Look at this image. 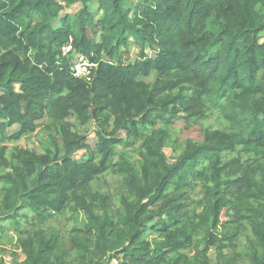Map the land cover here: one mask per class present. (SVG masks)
Segmentation results:
<instances>
[{
	"label": "trees",
	"instance_id": "obj_1",
	"mask_svg": "<svg viewBox=\"0 0 264 264\" xmlns=\"http://www.w3.org/2000/svg\"><path fill=\"white\" fill-rule=\"evenodd\" d=\"M91 4L0 0V264H264V0ZM180 117L201 139L178 151ZM44 118L51 147L8 150Z\"/></svg>",
	"mask_w": 264,
	"mask_h": 264
},
{
	"label": "rangeland",
	"instance_id": "obj_2",
	"mask_svg": "<svg viewBox=\"0 0 264 264\" xmlns=\"http://www.w3.org/2000/svg\"><path fill=\"white\" fill-rule=\"evenodd\" d=\"M79 8V5H74L68 10L64 9V12H75ZM92 10L95 9L94 4H91ZM96 13V12H95ZM262 38V37H261ZM129 51L131 54L130 61H133V59L136 57V49L132 44L129 47ZM151 54V53H150ZM74 58V57H73ZM72 58V59H73ZM128 63V61H127ZM263 71H260L259 77L262 78ZM155 78V74H151L149 77L146 78V80L151 81ZM67 120L71 123L73 130L86 135L87 144L90 146H93L96 142V133L95 128L91 122H88L84 125H81L76 117L73 114H70L67 117ZM46 122V118L38 121V129L33 132L32 134L28 135L27 137H22L19 139V141H6L4 142L8 146V150H11L13 146L20 145L22 147H26L32 150H35L38 153H44L47 148L51 147L52 141L51 136L49 133L44 130V124ZM200 124L202 127H208V128H223L226 126V123L224 122L221 115L217 112H213L207 117L205 120L200 121ZM16 127H10L7 129V135L12 134L15 132ZM169 130L171 131V136L173 138H176L177 143L176 146L179 147L178 151H181L184 147V140L187 137H190L192 139L200 140L201 139V131L199 130V126L192 125L186 127L184 124L183 117L178 118L175 120L174 124H171L168 126ZM171 144V141L169 142ZM164 152L170 162H172L176 156V152L171 147H165ZM83 150H79L75 153V157L79 158L83 155ZM4 172L3 169H0V174ZM72 225L71 221H67L65 218L60 219L56 226H61V228L64 231H67L70 226ZM150 236V232L146 234V237ZM240 242L243 243L244 239L241 238ZM213 248L210 250L211 256H213ZM8 252V250L6 251ZM5 252V253H6ZM4 253V254H5ZM9 253H11V248L9 247ZM1 256V252H0ZM214 257V256H213ZM4 264H14V262H11V256H5Z\"/></svg>",
	"mask_w": 264,
	"mask_h": 264
},
{
	"label": "built area",
	"instance_id": "obj_3",
	"mask_svg": "<svg viewBox=\"0 0 264 264\" xmlns=\"http://www.w3.org/2000/svg\"><path fill=\"white\" fill-rule=\"evenodd\" d=\"M74 49L72 46V39H70L64 46H62V55H73ZM95 67V64L91 62L88 58L83 55H75L72 59V75L76 78H80L83 80H90L92 77V71ZM112 264H119V259L117 257H112Z\"/></svg>",
	"mask_w": 264,
	"mask_h": 264
},
{
	"label": "crops",
	"instance_id": "obj_4",
	"mask_svg": "<svg viewBox=\"0 0 264 264\" xmlns=\"http://www.w3.org/2000/svg\"><path fill=\"white\" fill-rule=\"evenodd\" d=\"M92 1H93V4H94V7H95L94 11H98V4H96V0H92ZM127 1H129V2H131V3H134L136 0H127ZM74 5H79V8L81 7V4H80L79 2H76V3L72 4V5H69V6L65 7V9L68 10L69 8H71V7L74 6ZM79 8H78V9H79ZM78 9H77V10H78ZM77 10H76V11H77ZM76 11H75V12H76ZM75 12H66V13H75ZM101 13H102L101 11H98L97 14L100 15ZM54 23H55V25H57L59 22H58V21H55ZM131 44H132V46H134L135 49L137 50V47L135 46V44H134L133 42H132ZM131 44H130V45H131ZM11 127H16V128H15V129H16L15 132L18 131L19 128H20V126H19L18 124H14V125L11 126ZM9 128H10V127H9ZM13 133H14V132H13Z\"/></svg>",
	"mask_w": 264,
	"mask_h": 264
}]
</instances>
